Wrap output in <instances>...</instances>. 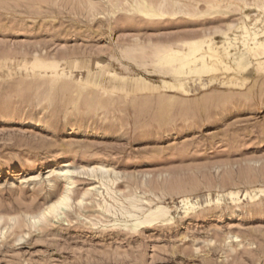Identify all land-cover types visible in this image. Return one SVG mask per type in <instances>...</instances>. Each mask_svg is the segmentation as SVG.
Returning <instances> with one entry per match:
<instances>
[{
	"label": "rangeland",
	"instance_id": "obj_1",
	"mask_svg": "<svg viewBox=\"0 0 264 264\" xmlns=\"http://www.w3.org/2000/svg\"><path fill=\"white\" fill-rule=\"evenodd\" d=\"M263 7L0 0V264H264Z\"/></svg>",
	"mask_w": 264,
	"mask_h": 264
},
{
	"label": "bare ground",
	"instance_id": "obj_2",
	"mask_svg": "<svg viewBox=\"0 0 264 264\" xmlns=\"http://www.w3.org/2000/svg\"><path fill=\"white\" fill-rule=\"evenodd\" d=\"M138 2H139V1H138ZM141 2H142V1H141ZM137 5H140L139 7L141 8V11H142V12H146V13L148 12L147 14H149V15H150V14H155V13H153V12L156 11V10H154L153 8H150V6H148L147 3H139V4L137 3ZM136 8H137V7H136ZM147 8H148V10H147ZM263 8H264V7H263ZM247 31H248V30H247ZM249 33H250V31H249ZM248 36H249V35H248ZM255 39H256V38H255ZM256 40H257V39H256ZM246 43H247V42H246ZM246 43H245V45H247ZM187 45H188V44H187ZM189 45L191 46V47H189V48H190V55L193 56L194 58H192V59H191V58H190V59H187V60L189 61L188 64H190V63H192V62H195V63H196L198 60H202V64L200 65V68H202V70H203V69L205 70V68L210 67L209 64H208L209 62L207 63V62L204 60V52L202 53V56H201V57L197 55V53L200 52L202 49L204 50V48L202 47V44H200L199 41L194 40V41H192L191 43H189ZM189 45H188V46H189ZM214 48H215V47H214ZM214 48L212 47V45H209V51L211 52V54L209 53V55H210L211 59L213 60V62H214V61H217V59H218V56H217L218 54H216ZM255 48H256L257 50H258V48H260V50H259L260 52H259V53H261L262 50L264 51V43H263V42H259L258 45H257V47H255ZM255 48H254V51H255V53H256V52H258V51H256ZM249 49H252V48L249 47ZM37 52H39V51H37ZM37 52H36V53H37ZM170 52H171V50H170ZM175 52H176V51H175ZM206 52H207V51H206ZM252 52H253V51H252ZM32 53H34V52H32ZM36 53L33 54V55H34L33 57H36ZM159 53H160V52H159ZM162 53H163V52H162ZM177 53H179V51H177ZM185 53H186V52H185ZM255 53H253V54H255ZM173 54H174V52H173ZM256 54H257V53H256ZM256 54H255V55H256ZM263 54H264V53H263ZM30 55H31V54H30ZM181 55H182V53H181ZM183 55H184V54H183ZM185 55H186V54H185ZM259 55H260V54H259ZM184 57H185V56H184ZM34 59H35V58H34ZM34 59H33V60H34ZM181 59H182V58H181ZM183 59H184V58H183ZM183 59L181 60L182 62H183ZM211 59H210V60H211ZM185 60H186V59H185ZM187 60H186V61H187ZM219 60H220V59H219ZM219 60H218V61H219ZM34 61H35V60H34ZM221 61H222V60H221ZM184 62H185V61H184ZM184 62H183V65H184ZM198 62H199V61H198ZM214 63H215V62H214ZM220 63H221V62H220ZM171 64H172V63H171ZM173 64H174V62H173ZM173 64H172V66H173ZM188 64H186V65H188ZM216 64H218V63H216ZM44 65H45V64H44ZM181 65H182V64H181ZM181 65H180V66H181ZM183 65H182V66H183ZM194 65H195V64H194ZM196 65H197V64H196ZM196 65H195V66H196ZM178 66H179V65H178ZM178 66H177V68H179ZM189 66L191 67V66H193V65L190 64ZM189 66H187V67L189 68ZM226 66H229V65H226ZM174 67H175V66H173V69H174ZM183 67H184V66H183ZM183 67H182V68H183ZM197 67H198V66H197ZM216 67H217V65H216ZM216 67H215V68H216ZM175 68H176V67H175ZM192 68H193V67H192ZM213 68H214V67H213ZM180 69H181V68H180ZM196 70H198V69H196ZM179 71H180V70H179ZM191 71H192V70H191ZM62 171H63V170H62ZM66 171H68V170H66ZM64 173H65V170H64ZM66 173H68V172H66ZM231 194H232V193H231ZM67 198H68V196L65 195V196H63V197H62L57 203H59V204H64V203L67 201ZM134 204H135V203H134ZM136 204H137V203H136ZM136 204H135V205H136ZM131 205H132V204H131ZM135 205H133V207L137 208V206H135ZM56 206H57V205L53 206V209H54V207H56ZM165 208H166V207H165ZM159 209L162 210L161 207H158L157 210H159ZM154 210H155V209H154ZM161 210L159 211L160 213H161ZM164 211H165V210H164ZM129 212H130V211H129ZM162 212H163V211H162ZM152 213H153V212H152ZM152 213H151V214H152ZM156 213H157V212L155 211V213H153V214H156ZM161 214H163V213H161ZM161 214H160V215L158 214V215H159V216H162ZM156 215H157V214H156ZM156 215H155V216H156ZM158 215L156 216V218H157V217L160 218ZM153 216H154V215H153ZM153 218H155V217H153ZM156 218H155V219H156ZM145 220H147V219H145ZM148 220H149V219H148ZM148 220H147V221H148ZM150 220H152V219H150ZM140 221L143 222V220H140ZM152 221H153V220H152ZM148 222H149V221H148ZM139 223H140V222H139ZM143 223H145V222H143ZM140 224H141V223H140Z\"/></svg>",
	"mask_w": 264,
	"mask_h": 264
}]
</instances>
